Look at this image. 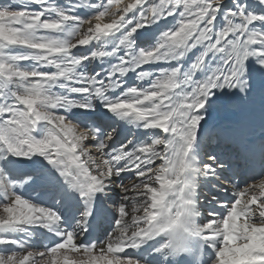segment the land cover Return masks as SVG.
Masks as SVG:
<instances>
[{
  "label": "snow or ice",
  "instance_id": "obj_1",
  "mask_svg": "<svg viewBox=\"0 0 264 264\" xmlns=\"http://www.w3.org/2000/svg\"><path fill=\"white\" fill-rule=\"evenodd\" d=\"M0 264H264V0H0Z\"/></svg>",
  "mask_w": 264,
  "mask_h": 264
},
{
  "label": "bare ground",
  "instance_id": "obj_2",
  "mask_svg": "<svg viewBox=\"0 0 264 264\" xmlns=\"http://www.w3.org/2000/svg\"><path fill=\"white\" fill-rule=\"evenodd\" d=\"M26 195H32L33 197H35L37 194L36 193H26ZM109 216H110V209L107 208V205H104L103 213L100 219V231H102L103 228L107 227V221H108Z\"/></svg>",
  "mask_w": 264,
  "mask_h": 264
}]
</instances>
